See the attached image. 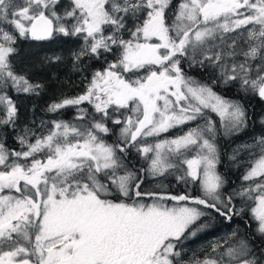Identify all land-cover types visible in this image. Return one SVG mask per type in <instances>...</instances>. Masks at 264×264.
<instances>
[{
	"label": "snow or ice",
	"instance_id": "1",
	"mask_svg": "<svg viewBox=\"0 0 264 264\" xmlns=\"http://www.w3.org/2000/svg\"><path fill=\"white\" fill-rule=\"evenodd\" d=\"M0 264H264V0H0Z\"/></svg>",
	"mask_w": 264,
	"mask_h": 264
},
{
	"label": "bare ground",
	"instance_id": "2",
	"mask_svg": "<svg viewBox=\"0 0 264 264\" xmlns=\"http://www.w3.org/2000/svg\"><path fill=\"white\" fill-rule=\"evenodd\" d=\"M198 75V73H197ZM211 239V237H205V236H200L194 240H190L187 244L188 250L195 249L196 247H201L202 245L207 244L208 240Z\"/></svg>",
	"mask_w": 264,
	"mask_h": 264
},
{
	"label": "trees",
	"instance_id": "3",
	"mask_svg": "<svg viewBox=\"0 0 264 264\" xmlns=\"http://www.w3.org/2000/svg\"><path fill=\"white\" fill-rule=\"evenodd\" d=\"M61 72H63V70H61ZM193 74L197 75V73H193ZM50 88L54 89L55 85H51ZM50 96H51V92H49L48 95H45L44 97L40 98L39 100H36L35 103L38 105H43L49 100ZM25 103L30 104V103H32V101H25ZM223 170H224L223 167H221V171H223ZM231 178L234 180L237 179V174H235V172H234V174L232 175Z\"/></svg>",
	"mask_w": 264,
	"mask_h": 264
},
{
	"label": "rangeland",
	"instance_id": "4",
	"mask_svg": "<svg viewBox=\"0 0 264 264\" xmlns=\"http://www.w3.org/2000/svg\"><path fill=\"white\" fill-rule=\"evenodd\" d=\"M176 131H178V130H176V129L173 130V132H176ZM165 135H167V136L170 137V136L172 135V132H170V133H168V134H165ZM197 248H199V247H196L195 249H197Z\"/></svg>",
	"mask_w": 264,
	"mask_h": 264
},
{
	"label": "flooded vegetation",
	"instance_id": "5",
	"mask_svg": "<svg viewBox=\"0 0 264 264\" xmlns=\"http://www.w3.org/2000/svg\"><path fill=\"white\" fill-rule=\"evenodd\" d=\"M189 241L186 242V244H188Z\"/></svg>",
	"mask_w": 264,
	"mask_h": 264
}]
</instances>
